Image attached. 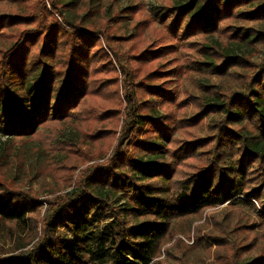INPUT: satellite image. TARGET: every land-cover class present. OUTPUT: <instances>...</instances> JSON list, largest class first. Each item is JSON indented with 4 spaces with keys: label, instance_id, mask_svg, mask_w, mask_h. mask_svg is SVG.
Returning <instances> with one entry per match:
<instances>
[{
    "label": "trees",
    "instance_id": "16d2710c",
    "mask_svg": "<svg viewBox=\"0 0 264 264\" xmlns=\"http://www.w3.org/2000/svg\"><path fill=\"white\" fill-rule=\"evenodd\" d=\"M48 1L56 8L74 0ZM153 18L177 44L198 35L225 32L237 43L264 41V32L251 26H221L228 18L264 22V0H174L172 5L161 6ZM21 19L28 20L0 16V25ZM64 23L73 30L67 31L57 22L43 31L40 45L39 32L26 30L0 58V135L6 139L28 136L47 122L72 119L76 115L72 109L87 91H100L105 82L108 96L116 91V76L102 81L93 78L106 64L108 71H114L100 43L102 35L99 37L98 31L82 26L80 21ZM36 45L38 50L34 52ZM199 49L206 52V60L194 63L218 76L245 59L207 44ZM175 50L174 44L142 50L134 60L143 67L151 59ZM121 64L124 75L131 80L137 77L138 67L132 68L131 75ZM158 73L155 69L143 80L132 81L134 89L124 83L123 94L130 104L111 163L80 174L67 198L55 207L48 202L42 234L34 246L26 252L0 256V264H162L157 258L175 220L226 203L252 205L255 209L257 204V215L264 220V59L247 87L232 91L224 99L216 91L210 93L211 85H206L210 95L196 98V114L178 122L191 127L207 117L210 133L171 146L165 139L173 131V118L170 112L161 114L159 106H178L180 102L168 90L150 82ZM102 131L108 130L95 133ZM138 134L141 137L136 138ZM127 141L134 150L121 153L119 148ZM193 159L200 165L189 172L184 167ZM120 198L124 202L115 210L110 203ZM40 206L36 197L6 186L0 178V220L11 221L31 235L37 227L32 214ZM119 212L130 219L122 220ZM106 218L110 221L101 228L95 225ZM242 264H264V254Z\"/></svg>",
    "mask_w": 264,
    "mask_h": 264
},
{
    "label": "rangeland",
    "instance_id": "374dc122",
    "mask_svg": "<svg viewBox=\"0 0 264 264\" xmlns=\"http://www.w3.org/2000/svg\"><path fill=\"white\" fill-rule=\"evenodd\" d=\"M173 1L74 0L70 5H57L56 8H52L48 0L0 1V16L28 18L11 25H0V58L26 30L39 32L40 45L43 31L51 25L58 22L71 32L72 27L67 26L64 20L80 21L82 26L88 25L90 29L98 31L99 37L102 35L100 43L114 68V71H108L109 65L106 64L96 70L93 78L98 81L111 76L117 78L113 84L117 89L110 96L106 93V82L100 91H87L72 109L73 114H76L72 119L44 123L28 136L6 139L0 135V178L6 186L19 188L41 203L32 214L37 220V227L31 235L26 230L18 229L11 221L0 220V256L31 249L42 234V219L48 202L55 207L67 198V192L71 191L80 174L85 175L97 166L111 163L119 146L126 108L130 104L123 94L124 83L129 86L128 89H134L132 81L143 80L155 69L160 72L150 82L165 88L180 102L178 106L174 103L159 106L161 114L170 112L173 118V131L165 139L168 146L210 133V119L207 117L191 127L178 122L179 119L196 114V98L210 95L206 92V85H211L210 93L218 92L221 99L232 91L247 87L252 74L263 62L264 41L237 43L230 40L226 35L228 32H225L214 33L212 36L198 35L177 44L160 21L153 18L161 6L172 5ZM227 24L251 26L264 32V22L245 21L241 18H228L221 22L222 27ZM108 35L114 37L107 38ZM170 44L175 45L174 53L153 58L143 67L134 60V55L142 50ZM205 44L242 56L244 62L240 66L233 65L225 75L210 74L200 68L198 63H194L206 60V52L199 49V46ZM38 45L33 48L34 52H37ZM108 46L113 49L110 51ZM118 62L122 63L127 74L132 75V68L138 67L137 77L131 80L124 75ZM136 93L139 94L138 91ZM100 129L108 131L95 133ZM135 136L141 137L140 134ZM128 142L119 148L121 153L133 152V145ZM186 164L184 169L190 172L193 166L200 165V161L187 160ZM123 202V198L115 199L110 205L117 210V206ZM255 205L256 209L252 205L226 203L175 220L157 259L162 264H242L254 256L264 254V220H260L256 212L259 207ZM119 217L124 221L130 219V216L123 218V212H119ZM109 221L110 218H106L95 225L101 228ZM35 232V236L30 238ZM211 237L222 238V241L215 243Z\"/></svg>",
    "mask_w": 264,
    "mask_h": 264
}]
</instances>
